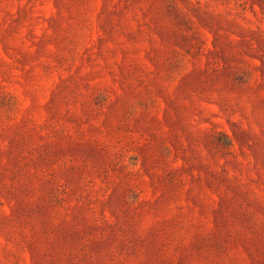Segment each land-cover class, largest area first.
<instances>
[{"label":"rangeland","instance_id":"obj_1","mask_svg":"<svg viewBox=\"0 0 264 264\" xmlns=\"http://www.w3.org/2000/svg\"><path fill=\"white\" fill-rule=\"evenodd\" d=\"M0 264H264V0H0Z\"/></svg>","mask_w":264,"mask_h":264}]
</instances>
